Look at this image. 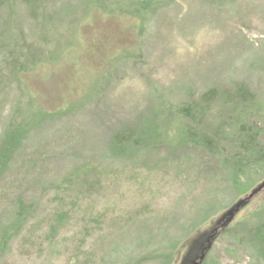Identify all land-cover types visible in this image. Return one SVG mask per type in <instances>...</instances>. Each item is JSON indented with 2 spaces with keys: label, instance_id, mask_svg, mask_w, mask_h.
Wrapping results in <instances>:
<instances>
[{
  "label": "rangeland",
  "instance_id": "374dc122",
  "mask_svg": "<svg viewBox=\"0 0 264 264\" xmlns=\"http://www.w3.org/2000/svg\"><path fill=\"white\" fill-rule=\"evenodd\" d=\"M138 1L0 0L1 153L19 143L0 264H191L188 241L264 183L232 145L195 147L180 113L214 90L209 133L240 89L264 107V0ZM203 264H264V188Z\"/></svg>",
  "mask_w": 264,
  "mask_h": 264
},
{
  "label": "trees",
  "instance_id": "16d2710c",
  "mask_svg": "<svg viewBox=\"0 0 264 264\" xmlns=\"http://www.w3.org/2000/svg\"><path fill=\"white\" fill-rule=\"evenodd\" d=\"M167 1L169 0H140L134 3V8L139 13L146 15L160 5H164ZM235 97L236 100H232L234 104L233 115L229 120L228 126L226 128H218L216 132H212V130L209 133L206 131L202 133L199 130L201 120L211 112L212 105L217 98L214 90L207 92L193 103L182 105L180 113L185 122L189 124L188 139L191 140L193 135L197 136V142L194 146L209 152L217 151L219 143L232 145V150L235 152L232 160H235L234 163L236 162L234 164L236 169H240L243 166L249 168L264 166V147L260 145L261 141L259 140L261 133H264V130L261 129L264 107L246 89H240L233 98ZM15 141L14 135L6 147L7 150L5 149V152L1 153L0 149V164L5 165L10 156L16 153L19 143L14 145ZM116 143L136 144L137 139L132 133L120 134L116 137ZM22 210L23 208L19 209L16 219H19L20 211ZM193 239L194 237L191 240ZM191 240L188 241L190 250L187 261H193L199 256L200 242L194 244L196 239L192 242Z\"/></svg>",
  "mask_w": 264,
  "mask_h": 264
},
{
  "label": "water",
  "instance_id": "95a60500",
  "mask_svg": "<svg viewBox=\"0 0 264 264\" xmlns=\"http://www.w3.org/2000/svg\"><path fill=\"white\" fill-rule=\"evenodd\" d=\"M264 188V183L259 185L254 191L250 193L245 199L236 202L230 209L227 210L215 223L214 226L208 232H198L194 239V244L200 242L199 256L192 261L191 264H203L207 258V255L211 251L213 244L219 234L224 231L229 225L233 223L236 216L240 211L247 206L249 202Z\"/></svg>",
  "mask_w": 264,
  "mask_h": 264
}]
</instances>
